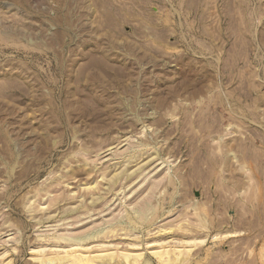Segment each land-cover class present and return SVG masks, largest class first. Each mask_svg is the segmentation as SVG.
I'll use <instances>...</instances> for the list:
<instances>
[{"label":"rangeland","instance_id":"1","mask_svg":"<svg viewBox=\"0 0 264 264\" xmlns=\"http://www.w3.org/2000/svg\"><path fill=\"white\" fill-rule=\"evenodd\" d=\"M52 263L264 264V0H0V264Z\"/></svg>","mask_w":264,"mask_h":264},{"label":"bare ground","instance_id":"2","mask_svg":"<svg viewBox=\"0 0 264 264\" xmlns=\"http://www.w3.org/2000/svg\"><path fill=\"white\" fill-rule=\"evenodd\" d=\"M166 251V250H165ZM77 252V251H76ZM125 255V254H124ZM59 256V255H58ZM71 256H73V255H71ZM70 257V256H69ZM124 257V256H123ZM64 258H65V256H64ZM71 258H73V257H71ZM103 258H104V256H103ZM130 258V257H129ZM138 258V257H137ZM60 261V260H59ZM53 262V261H52ZM121 263V262H120ZM53 264V263H52Z\"/></svg>","mask_w":264,"mask_h":264}]
</instances>
